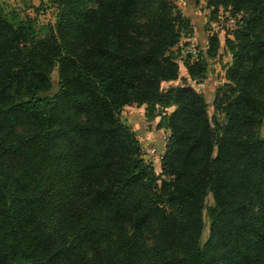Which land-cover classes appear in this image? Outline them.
<instances>
[{
    "label": "trees",
    "instance_id": "1",
    "mask_svg": "<svg viewBox=\"0 0 264 264\" xmlns=\"http://www.w3.org/2000/svg\"><path fill=\"white\" fill-rule=\"evenodd\" d=\"M49 2L41 37L0 5V264H264V0L208 1L238 16L211 103L161 88L192 32L173 0ZM132 103L169 130L158 173L120 118Z\"/></svg>",
    "mask_w": 264,
    "mask_h": 264
},
{
    "label": "rangeland",
    "instance_id": "2",
    "mask_svg": "<svg viewBox=\"0 0 264 264\" xmlns=\"http://www.w3.org/2000/svg\"><path fill=\"white\" fill-rule=\"evenodd\" d=\"M29 1V0H27ZM209 0H173L178 11L182 13L184 17H187L192 26V32L187 33L181 38V40L171 48L172 54L176 61L179 62V73L177 81H170L168 83H162L161 88L167 89L171 86L178 84L190 85L197 91L204 94L209 103L212 102L214 90L217 87V83L225 82V70L231 62V54L225 45V38L231 35V31L235 28L236 18L238 16L232 15L229 10L219 6H208ZM32 4L18 2V0H0V5L6 12L9 19L14 21L22 19L28 26L30 34H34L37 37L43 36L49 25H53L56 20V9L50 5L49 0H35L33 9H28ZM27 5V6H26ZM36 6L37 11L35 10ZM31 8V7H30ZM220 25L221 28L215 30V26ZM216 35L218 37L219 48L215 57L207 56V49L209 48V38ZM189 43H193L196 48V58L203 59L207 63V70L204 76L197 79H190L186 70V62L191 60L190 54L181 56L180 49ZM182 45V46H181ZM50 79L52 83V89L57 87V70L54 67L50 73ZM219 84V85H220ZM174 106H170L163 109L166 112L171 111ZM209 115H214V109L211 105L208 107ZM121 120L130 127L135 133L140 143L141 157L151 163L155 171L160 172L158 155H162L164 151L165 139L167 130L164 127L158 128L157 123L160 120V116L154 118H148L146 116L145 105H138L136 103L125 105L120 112ZM160 129V131L158 130ZM261 134L264 137V121L261 128ZM148 141L156 149V154L151 156L150 159L144 157L143 145ZM143 154V155H142ZM156 158V159H155ZM205 204H212V196L209 194L206 197ZM204 229L201 236V241L204 242L208 235V218L206 212L203 213Z\"/></svg>",
    "mask_w": 264,
    "mask_h": 264
},
{
    "label": "built area",
    "instance_id": "3",
    "mask_svg": "<svg viewBox=\"0 0 264 264\" xmlns=\"http://www.w3.org/2000/svg\"><path fill=\"white\" fill-rule=\"evenodd\" d=\"M220 28H221L220 25L215 26V30H218ZM180 52L182 54L181 56H186L187 54H190L192 61L197 59L196 58V48H195V45H193V43H189L185 46H182V48L180 49ZM143 150H144V155L143 154L142 155L148 159H150L151 156L156 154L155 147H153L148 141L144 142Z\"/></svg>",
    "mask_w": 264,
    "mask_h": 264
},
{
    "label": "crops",
    "instance_id": "4",
    "mask_svg": "<svg viewBox=\"0 0 264 264\" xmlns=\"http://www.w3.org/2000/svg\"><path fill=\"white\" fill-rule=\"evenodd\" d=\"M37 1V0H36ZM18 2H22V0H18ZM31 2H32V4H35V0H31ZM23 3H30V0L29 1H27V0H23ZM42 3V0H40V4ZM30 5V7L29 6H27V8L28 9H33L32 7H34L35 5ZM39 7V6H38ZM37 6H36V8H35V10L37 11V8H38ZM178 62V61H177ZM178 64H179V62H178ZM179 70H180V67H179ZM175 81H177V80H175ZM168 82H170V81H164L163 83H168ZM220 83H217V85L216 86H218ZM159 131H160V129H158ZM167 130V133H166V137H168V135H169V130L168 129H166ZM167 140V138L165 139V141ZM163 152V151H162ZM160 155H158V157H157V159L159 160V165H160ZM156 159V158H155Z\"/></svg>",
    "mask_w": 264,
    "mask_h": 264
}]
</instances>
